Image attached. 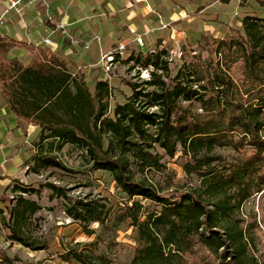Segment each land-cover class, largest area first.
Here are the masks:
<instances>
[{"label": "trees", "instance_id": "1", "mask_svg": "<svg viewBox=\"0 0 264 264\" xmlns=\"http://www.w3.org/2000/svg\"><path fill=\"white\" fill-rule=\"evenodd\" d=\"M196 1L172 3L183 11ZM232 1L239 2L242 22L235 21L233 36L218 41L216 53L221 60L193 55L189 64L178 71L172 88L164 76L169 72L168 50L131 55L129 63L152 68L151 79L141 85L131 84L132 96L126 103L116 105L112 117H108L107 105L103 104L111 94L108 80L96 76L90 85L80 62L66 61L51 48L0 34V83L4 95L17 118L36 129L32 137L37 153L29 169L40 173L42 169L63 167L50 155L69 145L85 151L93 170L112 175L127 199L120 215L107 202L92 200L88 195L73 198L69 190L55 184L46 187L52 198L63 201L67 216L87 233L92 224L135 227L142 245L135 264L169 262L174 254L166 250L189 248L194 234L200 235L211 254L224 260L222 264H244L237 236L221 226L229 211L264 192V0H217L223 4ZM205 9L198 7L194 16ZM160 46L161 41L157 48ZM21 50L32 54L29 63L20 61ZM233 58L240 65V81L225 67V59ZM196 103L201 113L193 110ZM155 146L171 158L181 149L196 161L206 193L217 201L209 204L197 190L164 194L145 180H137L135 166L141 172L160 167L159 156L151 152ZM216 149H229L238 157L221 167L216 164L221 160L214 154ZM38 191L13 180L11 192L17 196L0 194L12 221L7 224L4 218L7 238L34 251L45 250L46 246L31 241L22 224L42 207L23 195ZM232 191H237L236 195L230 194ZM139 199L159 204L161 212L148 214L142 220ZM238 237L243 240V232ZM64 259L80 264H112L107 257L84 250H70Z\"/></svg>", "mask_w": 264, "mask_h": 264}, {"label": "rangeland", "instance_id": "2", "mask_svg": "<svg viewBox=\"0 0 264 264\" xmlns=\"http://www.w3.org/2000/svg\"><path fill=\"white\" fill-rule=\"evenodd\" d=\"M198 7H206V9L195 17L194 12ZM239 7L238 1L223 4L217 0H197L184 10L181 21L172 23L165 21L161 24L155 16L153 19L155 47L156 51L166 49L169 52L166 57L169 72H165L164 76L170 87L173 88L176 85L178 71L189 64L193 55H201L203 59H213L216 62L221 60V56L216 53L218 41L234 35L232 29L236 26L235 21L241 24L240 13L242 11ZM217 16L219 21H216ZM168 24L169 27L163 29V26ZM136 38L137 36L134 42L127 46L126 54L117 61L109 73L105 72L102 64L96 67L111 87V94L103 101V104L107 105L108 117L113 116L117 104L126 103L132 96L131 84L141 85L151 79L150 70L147 73L146 69H142L134 62H128L131 55L145 53L148 50V47H139ZM160 41L161 46L158 49L157 45ZM224 63L232 77L239 81L242 80L240 65L234 61V58L225 59ZM184 105L187 106L188 103ZM193 110L202 112L197 103ZM84 152L67 145L61 151L50 155L63 167L42 169L40 173L29 169V167L33 168L34 164H28L27 172L22 177V183L39 191L23 196L28 200L38 202L42 210L23 222L22 229L31 241L37 246H46V249L34 251L7 238L6 223L11 222L12 224V221L3 204L0 209V264H80L75 260L65 261L64 256L70 250H84L95 255H103L112 264H135L134 261L142 248L139 233L135 227L129 224L118 228L111 225L92 224L88 227L89 233H87L81 224L67 216L64 212L63 201L52 198V192L46 187L47 184H55L69 190L73 198H84L88 195L92 200L107 202L113 206L115 213L120 215L122 213L120 208L127 200L126 196L118 188L112 175L92 169L90 164L93 162L88 161ZM151 152L159 156L160 167L145 169L141 172L135 166L137 180H145L164 194L176 190L188 192L197 190L209 204L217 201L215 198L210 199L206 193L207 186L200 172L197 171L198 163L191 160L181 149L173 158L158 146L151 149ZM214 154L221 157V160L216 163L221 167L235 162L238 157L229 149H216ZM236 192L232 191L230 194L236 195ZM1 194L9 195L11 198L17 196L11 192L10 187L1 190ZM16 200H12L13 206L16 205ZM139 200L142 204L140 213L142 220L148 214H156L162 210L159 204L145 199ZM232 204L234 206L236 201ZM4 218H6V223ZM221 228L230 235L237 236L236 239L242 246L241 257L244 264H264V192L254 195L241 208L229 211ZM241 232H243V240L238 237ZM180 250L177 247L167 249L166 252L174 254V257H170V261L164 264H222L224 261L206 249L199 234H194L190 238L189 248L182 246Z\"/></svg>", "mask_w": 264, "mask_h": 264}, {"label": "crops", "instance_id": "3", "mask_svg": "<svg viewBox=\"0 0 264 264\" xmlns=\"http://www.w3.org/2000/svg\"><path fill=\"white\" fill-rule=\"evenodd\" d=\"M44 1L48 8L41 4L26 5L22 15L9 14L0 34L37 45L50 38L51 46H41L51 48L66 61L80 62L90 85L96 76L105 79L96 68L103 54L120 44L129 46L139 35H145L148 46L155 47V16L161 24L172 23L181 21L184 12L175 8L172 0ZM6 9L7 1L0 0V16ZM60 26L66 27L68 35L62 33ZM19 59L29 63L32 54L21 50ZM35 130L11 111L0 83V194L1 190L11 188L13 180L22 182L28 164H34L32 158L37 149L33 146L32 134ZM2 205L0 200V209Z\"/></svg>", "mask_w": 264, "mask_h": 264}, {"label": "built area", "instance_id": "4", "mask_svg": "<svg viewBox=\"0 0 264 264\" xmlns=\"http://www.w3.org/2000/svg\"><path fill=\"white\" fill-rule=\"evenodd\" d=\"M6 1H7V9L5 10L4 14L0 16V28L6 24V18L9 14L22 15L26 5L41 4V6H43L44 8H48V5L44 0H6ZM168 27L169 24L164 25L163 29H166ZM59 28L62 30V33L64 35H68L65 26H60ZM152 32L153 31H148L149 34ZM136 43L138 44L139 47H148V50L145 51V54L154 55L157 53L156 47H151L147 45L145 35L137 36ZM51 44L52 41L50 38L43 39L41 41V45L51 46ZM126 50H127V46L125 44H120L117 48L102 55L100 59V63L105 68V72L109 73L113 69L117 61L126 54ZM149 70H152V68L146 69V72L148 73Z\"/></svg>", "mask_w": 264, "mask_h": 264}]
</instances>
